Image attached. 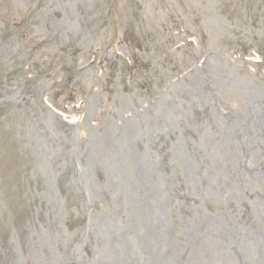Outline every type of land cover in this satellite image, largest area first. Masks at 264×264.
<instances>
[{
  "label": "rangeland",
  "instance_id": "rangeland-1",
  "mask_svg": "<svg viewBox=\"0 0 264 264\" xmlns=\"http://www.w3.org/2000/svg\"><path fill=\"white\" fill-rule=\"evenodd\" d=\"M0 264H264V0H0Z\"/></svg>",
  "mask_w": 264,
  "mask_h": 264
}]
</instances>
